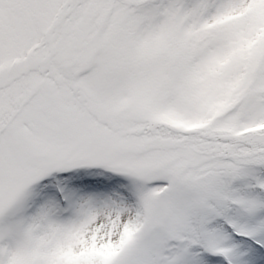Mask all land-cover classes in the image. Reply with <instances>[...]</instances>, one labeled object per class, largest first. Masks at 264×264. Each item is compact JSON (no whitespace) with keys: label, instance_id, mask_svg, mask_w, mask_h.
<instances>
[{"label":"snow or ice","instance_id":"1","mask_svg":"<svg viewBox=\"0 0 264 264\" xmlns=\"http://www.w3.org/2000/svg\"><path fill=\"white\" fill-rule=\"evenodd\" d=\"M0 264H264V0H0Z\"/></svg>","mask_w":264,"mask_h":264}]
</instances>
